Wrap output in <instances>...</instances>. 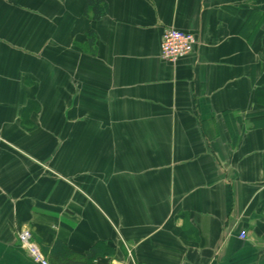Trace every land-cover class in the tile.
Instances as JSON below:
<instances>
[{
	"label": "crops",
	"instance_id": "0c3cea01",
	"mask_svg": "<svg viewBox=\"0 0 264 264\" xmlns=\"http://www.w3.org/2000/svg\"><path fill=\"white\" fill-rule=\"evenodd\" d=\"M85 4L0 0V264H264V0Z\"/></svg>",
	"mask_w": 264,
	"mask_h": 264
},
{
	"label": "built area",
	"instance_id": "2783aa9c",
	"mask_svg": "<svg viewBox=\"0 0 264 264\" xmlns=\"http://www.w3.org/2000/svg\"><path fill=\"white\" fill-rule=\"evenodd\" d=\"M196 43L193 32L180 30L174 27L162 29L159 45V56L169 62H175L179 58L190 54ZM245 232L240 231L239 237L244 238ZM19 241L26 249L32 260L40 264H48L46 258L33 241L31 232L28 228H23L18 233Z\"/></svg>",
	"mask_w": 264,
	"mask_h": 264
},
{
	"label": "trees",
	"instance_id": "16d2710c",
	"mask_svg": "<svg viewBox=\"0 0 264 264\" xmlns=\"http://www.w3.org/2000/svg\"><path fill=\"white\" fill-rule=\"evenodd\" d=\"M107 12V0H86L84 14L99 19Z\"/></svg>",
	"mask_w": 264,
	"mask_h": 264
}]
</instances>
